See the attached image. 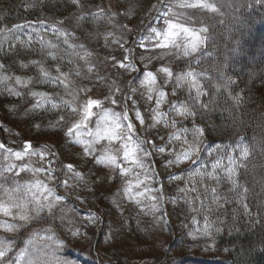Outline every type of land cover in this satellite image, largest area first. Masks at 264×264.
I'll return each instance as SVG.
<instances>
[{
    "label": "rangeland",
    "instance_id": "374dc122",
    "mask_svg": "<svg viewBox=\"0 0 264 264\" xmlns=\"http://www.w3.org/2000/svg\"><path fill=\"white\" fill-rule=\"evenodd\" d=\"M145 1L149 3L145 5L136 1L130 7V15L124 19L112 15L113 19L117 16L116 20L124 21L125 27L109 32L112 35H105L94 52H90L91 47L81 43V39L75 35L69 36L73 43H66L65 37L53 30L54 26L60 27L48 23H44L43 27L40 23L29 24L30 27L3 34L8 36L11 32V45L25 48L23 55L41 50L37 52L39 56L36 67L40 69L35 74L36 78L31 73L26 75L25 83H21L23 87L9 79L0 80V143L4 144L6 140L17 144L26 140L37 143L22 161L10 157L7 152L9 148L0 149V167L6 168L9 163L17 165L12 172H5L0 178V184L4 185V189H11L16 187L17 181L25 185L34 184L38 179L53 188L55 195L64 197L63 201L54 204L51 213L45 209L39 218L33 213L27 222L20 221L18 215L14 218L0 213V221L20 225L14 231L0 227V239L11 245L7 257L12 264H17L18 255L24 249L50 264H55L57 260L68 264H166L164 261L161 263V255L155 250L154 242L158 237H168L171 230L177 232L178 236L189 230L191 235H199V239L194 242L195 246L205 250L214 247L216 235L227 224V215L231 212V194L236 191L240 193L241 189L237 176L234 185L223 167L227 166L228 156L236 158L240 163L244 146L217 143L207 145L205 133L202 137L194 138L193 130L202 127L192 121V116L179 115L172 110L173 104L183 102L193 111L189 95L184 92H191L196 97V90L188 81H178L177 77L193 70L199 74V83L203 84L205 73L199 68H188L186 62L195 60L201 50L190 57H184L177 49L154 48L155 39H149V36L152 28L163 26L164 13L169 9L185 13L187 10L174 7L178 0ZM216 1L221 0H210ZM117 40L119 43H116ZM48 41L56 47H49ZM141 43L145 47H140ZM85 52L91 55L85 58ZM142 56L152 58L141 59ZM26 57L28 59L29 55L26 54ZM32 61L35 62V59ZM118 61L132 62L135 70L120 67ZM92 65L94 67L90 71ZM162 66L171 68L174 74L172 78L169 79L159 71ZM41 68L52 77L58 76L60 72L68 75L66 80L45 82ZM147 71L157 76V83L152 86L151 100L148 99L149 86L145 82ZM9 89L21 95L10 94ZM160 90L167 95L157 106ZM33 91L48 93L49 102L42 107H34L38 98L31 95ZM106 97L117 102L113 104ZM87 99L102 100L103 106L93 107L95 115L79 129L78 137L75 132L69 137L67 129L83 119L82 106ZM19 101L25 104L23 112ZM53 103L57 105L56 108L52 107ZM73 108L77 111H73ZM137 109L144 118L143 123L136 118ZM104 110H111L121 116L127 112L129 120L120 121L125 127L119 131L131 135L134 140L143 139L146 142L143 147L151 155L145 157L142 152L137 153L143 167L124 160L121 141H109L94 135ZM129 121L135 126L134 132L127 131ZM101 127L106 125L101 122ZM180 129L189 131L179 139H169ZM89 132L93 135L89 136ZM195 142L200 146L199 159L195 163L184 161L171 166L167 164L168 160L175 158L174 154ZM160 146L165 147L164 153L157 151ZM86 147H90L91 151L85 152ZM44 149V155L37 154L36 150ZM10 150L13 153L22 151ZM102 155H115L117 163L130 171L125 174L115 166L97 163ZM217 158L221 159L222 167L214 176L208 175L212 172L211 164ZM22 164H27L31 169L51 167L55 171L19 172ZM68 165L73 166L72 171H69ZM171 175L178 178L170 179ZM64 181H67V185ZM129 186L131 193L126 191ZM17 195L31 198L26 190ZM152 197L157 199L153 200ZM7 200V194L0 189V201ZM30 208H34V205H30ZM16 211L13 210L14 214ZM91 214L98 217L94 223L89 219ZM206 222L209 226L207 234L204 230ZM23 229H26L24 237L20 236ZM45 229H51V232L43 231ZM77 229L79 234L73 235ZM49 235L54 239L48 240ZM135 237L145 242L139 245L142 250L137 253L127 247L129 240ZM29 240H32L31 244ZM56 241L62 243L57 244ZM27 258L24 257V260Z\"/></svg>",
    "mask_w": 264,
    "mask_h": 264
},
{
    "label": "trees",
    "instance_id": "16d2710c",
    "mask_svg": "<svg viewBox=\"0 0 264 264\" xmlns=\"http://www.w3.org/2000/svg\"><path fill=\"white\" fill-rule=\"evenodd\" d=\"M135 2L149 3L145 0H79L78 3L73 0H0V29H6L0 32V65H3L0 76L10 77L13 82L17 77L25 81L30 73L36 78L40 69L32 60L37 62V52L41 49L27 52V59L26 54L23 55L25 48L11 45L10 35L16 25L43 21L59 26L74 33L94 52L105 35L125 27V22L116 17L124 19L130 15V7ZM216 4L219 8L216 13L186 9L193 20L201 18L209 28L210 39L199 54V63L186 61L188 68L196 65L195 68L205 73L203 96L193 103L195 97L191 92L184 93L189 95L195 112L192 121L203 128L207 144H231L243 138L250 156L239 168L242 189L240 193L231 194V216L227 215V224L216 235L214 247L201 250L194 244L199 235L193 236L186 230L178 236L171 230L168 237L160 236L154 242L161 263L264 264V191L261 187L264 180V0H221ZM100 8L104 9L103 13ZM111 13L117 16L113 19ZM8 29H12L9 35H3ZM67 39L69 44L73 43L71 38ZM180 92L182 94V90ZM234 96H239L240 101H235ZM19 103L23 112L25 104ZM201 104L208 107L203 108ZM244 188L249 191L245 193ZM25 234L26 229L21 230L20 236ZM142 243L145 242L135 237L129 240L127 247L137 253L142 250L139 246Z\"/></svg>",
    "mask_w": 264,
    "mask_h": 264
},
{
    "label": "snow or ice",
    "instance_id": "6c2138e0",
    "mask_svg": "<svg viewBox=\"0 0 264 264\" xmlns=\"http://www.w3.org/2000/svg\"><path fill=\"white\" fill-rule=\"evenodd\" d=\"M74 3H78L79 0H73ZM174 7H177L179 9H207L213 13L219 12V8L217 7V4L215 2H210V0H178V3L174 5ZM99 11L101 13L104 12L103 8H100ZM115 15V14H112ZM83 18V17H81ZM109 23H111V18H109ZM41 26L43 27L44 22H39ZM197 25H200L197 27ZM25 26H31V25H16V29H21ZM6 29H0V32H4ZM54 32H56L59 36L65 37V42H68V37L70 35H74L73 33H69L67 31L61 30L60 28L53 27ZM7 31H11L8 29ZM209 28L207 26H204L201 18L197 17L195 20L192 19V17L188 16L185 12H175L172 11V9H169L164 13L163 16V26L160 28H152L151 34L149 36V39H155V43L153 44L154 48L165 50V49H177L179 50V54H181L184 57H190L193 54L199 52L201 48L205 45V43L210 39V36L208 35ZM108 35H112V33H109ZM107 42V40H106ZM43 43V41H42ZM116 43H119V40L116 41ZM48 46L51 48H55L56 45L52 44L51 41H48ZM73 48L76 47L75 44L72 45ZM79 47L83 48V45H80ZM140 47H145L143 43L140 44ZM125 51L130 52V49H125ZM91 55L88 52H85V58L87 56ZM151 59L152 57H144L142 56L141 59ZM162 58V57H161ZM112 59H115V57H112ZM127 60V57L124 58ZM199 63V60L196 61ZM37 63V62H34ZM120 64V67L125 69H131L135 70V65L132 62L125 63L124 61H118ZM94 67V65L90 66L91 68ZM0 68H3V65H0ZM59 71V69H57ZM160 72L166 74V77L169 79L173 77V72L170 67L168 66H162L159 69ZM42 75L45 79V82H57L66 80L67 73L60 72V74L56 77H52L50 73L47 70H44L41 68ZM79 75V73H77ZM198 73H196L193 70H189L186 72V74H181L177 77L178 81H188L191 84V87L196 90V97L193 98V103L196 100H199L200 96L203 95V87L199 83L198 80ZM10 79V77L6 76H0V80H7ZM31 81L29 80L28 83ZM145 82L149 86V95L148 99H152L151 92L153 91L152 86L156 85L157 83V76L151 71H147L145 73ZM231 81L229 80V83ZM16 83L21 84L25 83L21 80V78H16ZM10 94L13 95H21L18 91H13L12 89L8 90ZM116 91H119V89H116ZM135 90L133 89V92ZM31 95L34 97H37V102L34 105V107H42L45 103L49 102V94L44 92H31ZM166 92L163 90H160L158 92V99L156 101L157 106L166 98ZM105 99H109L111 103L115 104L117 101L115 99H112L111 97H106ZM233 99L237 102L240 101L239 96H234ZM66 104L68 102H65ZM101 107L103 106V101L99 99H87L84 105L82 106V115L83 119L75 124L73 127H69L67 129V135L69 137L73 136L74 132L76 136L78 137L80 135L79 129L83 126H85L86 122L89 120L90 117L95 115V113L92 111L93 107ZM53 108H56L57 105L55 103L52 104ZM201 107L206 108L208 107L207 104H201ZM172 110L176 111L177 114L183 115V116H194L195 112L191 111V109L188 107L186 103L180 102L178 104H173L171 106ZM73 111H77L76 108H73ZM155 111V110H153ZM136 118L140 120L141 123L144 122V118L140 111L136 110ZM61 120L64 119L63 116L60 117ZM121 120H129L127 112L125 111L123 116L119 113H114L111 110H104L103 115L100 116V121L97 122L96 129L94 135L100 139L107 138L109 141H115L119 140L122 142V149H123V158L124 160H130L134 163L140 164L141 167H143V164L141 161L137 158V153L142 152L145 157L150 156L151 153L147 151L143 145L146 143L143 139H136L134 140L131 135H128L126 133H122L119 130L123 129L125 126L123 123H121ZM101 122H103L106 127H101ZM110 122V123H109ZM175 122L173 121V124ZM127 131L134 132L135 126L134 124L129 121L126 125ZM189 130L188 129H180L177 133H174L172 136H170L169 139H179L181 135L187 134ZM204 134L203 128H196L193 130V136L195 137H202ZM93 133L89 132V136H92ZM185 142L186 138H185ZM81 143L88 144L90 142L81 141ZM219 149V146H217ZM0 149H5V145L0 143ZM33 149V145L31 142H27L24 145V150L22 151H16L12 152L10 149H7V152L10 157H14L15 160H23L26 155L29 154V150ZM165 147L160 146L157 151L160 153L165 152ZM199 150L200 146L198 142L193 143L190 145L187 149L182 150L178 154H174L175 158L168 160L167 164L169 166L174 164H179L184 161H191L192 163H195L196 160L199 159ZM37 154L44 155L46 149L44 150H36ZM90 147L85 148V152H90ZM250 156V149L247 146H244L241 150V157L244 159H247ZM195 157V159H193ZM228 163L227 166L223 167V170L228 174L229 178L233 180L234 185L237 183L236 176L238 174V168L241 166L239 161L232 157L228 156ZM97 163L104 164L107 163L109 165L115 166L118 168L122 173H128L130 171L129 168L123 167L121 164L117 163V157L115 155H102L97 159ZM17 165L9 163L6 168L0 167V178H2L5 174V172H12L14 168H16ZM69 171H72L73 166L68 165L67 166ZM205 169L207 166H203ZM222 167V161L221 159L217 158L212 164H211V173H207L208 175H215L216 171ZM25 170L32 171V172H54L55 169L51 167L47 168H39V169H31L27 164H22L19 166V172H24ZM199 172V170H197ZM203 174V173H201ZM18 175V173H17ZM77 175H79L77 173ZM178 177L175 175H171L170 179H177ZM65 185H67V181H64ZM130 184V182H129ZM262 191H264V180H262L261 183ZM0 189H3L5 193L8 196L7 202L0 201V213H2L4 216H13L15 218L16 215H18V219L20 221H29L32 218V214L39 218L40 213H42L45 209H47L50 213L52 212V209L54 207L55 203L63 201L64 197L61 195H55V190L51 187H49L47 184L43 183L40 180H36L35 183H26L25 185H20L19 182H16V187L11 189H4V185L0 184ZM35 189V190H34ZM27 191L30 194V199L28 197H22L17 195L18 193L22 191ZM129 193H131V187L126 189ZM183 191V190H182ZM213 192H215V189H212ZM249 189L244 188V192L247 193ZM39 193V194H38ZM51 198V199H50ZM153 200L157 199L156 197H152ZM30 205H34V208H30ZM155 207V205L153 206ZM245 208H247V205L245 204ZM17 210L16 214H14L13 210ZM89 219L91 222H95L98 217L95 214H91L89 216ZM195 222V218H194ZM20 225H17L15 223H9L7 221H0V227L5 228L7 231H14L17 227ZM207 222L205 223L204 230L207 234L208 229ZM43 231L51 232V229H45ZM73 235H78L79 230L77 229L72 233ZM48 240H53L54 237L52 235H49L47 237ZM29 244L32 243V240H29ZM57 244L62 243L60 241H56ZM48 247H51V245H48ZM11 251V245L8 244L6 241L0 239V264H12V261H10L7 257L8 252ZM37 252H40L39 249H37ZM24 257H28L27 260H24ZM17 264H50L49 261L41 259L39 256H35L32 253H29L27 249H24L21 251V253L18 255L17 258ZM55 264H68L66 261H59L57 260Z\"/></svg>",
    "mask_w": 264,
    "mask_h": 264
},
{
    "label": "water",
    "instance_id": "95a60500",
    "mask_svg": "<svg viewBox=\"0 0 264 264\" xmlns=\"http://www.w3.org/2000/svg\"><path fill=\"white\" fill-rule=\"evenodd\" d=\"M0 127H1V124H0ZM27 142H31V141H26V142H24L23 144H21V145H19V146L13 144L12 142H6L5 145H6L7 147H9V148L21 147V148L24 149V145H25ZM31 143H32L33 147L36 146L35 143H33V142H31Z\"/></svg>",
    "mask_w": 264,
    "mask_h": 264
}]
</instances>
